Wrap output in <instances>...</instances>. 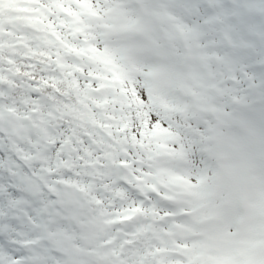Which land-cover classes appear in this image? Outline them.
<instances>
[{
	"label": "snow or ice",
	"instance_id": "1",
	"mask_svg": "<svg viewBox=\"0 0 264 264\" xmlns=\"http://www.w3.org/2000/svg\"><path fill=\"white\" fill-rule=\"evenodd\" d=\"M0 264H264V0H0Z\"/></svg>",
	"mask_w": 264,
	"mask_h": 264
}]
</instances>
